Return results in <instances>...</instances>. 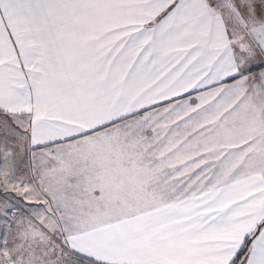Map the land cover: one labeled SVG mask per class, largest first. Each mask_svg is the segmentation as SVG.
I'll return each instance as SVG.
<instances>
[{
  "label": "snow or ice",
  "instance_id": "obj_1",
  "mask_svg": "<svg viewBox=\"0 0 264 264\" xmlns=\"http://www.w3.org/2000/svg\"><path fill=\"white\" fill-rule=\"evenodd\" d=\"M0 264H264V0H0Z\"/></svg>",
  "mask_w": 264,
  "mask_h": 264
}]
</instances>
